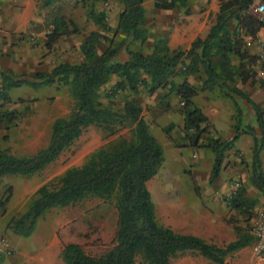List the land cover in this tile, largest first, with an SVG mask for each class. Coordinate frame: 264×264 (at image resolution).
<instances>
[{
    "label": "trees",
    "instance_id": "trees-1",
    "mask_svg": "<svg viewBox=\"0 0 264 264\" xmlns=\"http://www.w3.org/2000/svg\"><path fill=\"white\" fill-rule=\"evenodd\" d=\"M87 2V0H82ZM88 16L98 26L105 28L104 12L95 11L93 4L100 0H89ZM145 0H120L122 8L117 15L115 31L123 33L114 45L112 37L100 31H90L82 40L79 49L83 60L77 63L62 62L49 71H35L30 75L14 74L10 69L0 70V125L13 126L17 118L14 109L5 108L11 102V88L27 86L33 90L65 85L73 100L72 108L66 116L55 117L50 125L47 144L30 155H14L0 149V184L6 175L29 177L42 171L49 163L67 148L85 129L93 125L116 133L126 126L127 132L114 142L102 145L90 153L77 166L65 169L55 178L39 185L25 206L24 212L12 220L13 232L27 237L32 232L37 219L50 208L66 207L86 196L111 198L116 213V227L112 233L89 222L77 218L70 219L55 230L61 245V264H134L139 254L147 264H169V260L186 251H194L209 260L208 264H230L225 256L251 243L247 231L237 230V237L223 246L205 242L198 236L179 233L168 226L160 225L155 219L154 205L146 182L156 173L163 161L161 145L148 131V125L141 116V108L135 99L124 100L120 108L102 104L99 88L112 76L117 80L110 89L111 94L128 90L133 94L142 87L146 93L165 89L155 103V115L171 108L170 98L181 103L182 131L188 144L199 147L201 135L205 131L206 117L194 104L192 98L196 87L186 80L201 69L204 79L201 88L221 83L226 89L234 108V133L231 138H205L204 146L213 154V161L207 178L210 184L217 176L224 157V151L232 147L233 141L241 134L251 136L253 145L249 163L251 185L264 198V173L260 167L259 152L264 146V106L256 105L244 93L229 87L234 76L241 82L250 80L264 86V60L257 54H249L243 45L242 35L254 37L261 27L251 13L252 7L262 0H219L217 13L204 38H195L190 46L170 50L166 37L152 38L150 52L130 49L132 42L142 44L147 33L142 23L145 17ZM189 0H151L154 9L186 7ZM53 0H39V8L48 9L44 14L46 48H50L60 37L75 34L76 24L63 14L51 10ZM187 12V10H185ZM235 21V29L228 27ZM240 31L243 34L240 35ZM102 39L107 47L97 52L96 44ZM125 56L119 59V53ZM234 55L237 64L230 63ZM217 57V61L212 58ZM181 76L179 82L175 76ZM235 94L251 106L257 129L245 125L240 129L241 111ZM17 100H22L17 98ZM204 123V127L201 124ZM167 132V128L163 129ZM7 202L12 186L5 187ZM229 208L248 215L255 206L256 199L247 197L238 186L227 199ZM85 246H109L93 256L84 252Z\"/></svg>",
    "mask_w": 264,
    "mask_h": 264
},
{
    "label": "rangeland",
    "instance_id": "rangeland-1",
    "mask_svg": "<svg viewBox=\"0 0 264 264\" xmlns=\"http://www.w3.org/2000/svg\"><path fill=\"white\" fill-rule=\"evenodd\" d=\"M188 3L195 7L208 8V19L214 21V10L218 9L219 0H189ZM88 4H90L89 0L87 2L82 0H53L51 10L71 19L78 30L75 34L60 37L50 48H46L41 40H36L34 37L33 40H29L27 33L19 35V38L25 40L24 42L29 49H35L34 53L39 61L38 68L31 69L24 75H30L35 71H49L58 63H77L83 60L79 46L90 31H100L102 34L112 37L113 45L123 37V33L115 31L117 15L122 8L120 0L94 2L93 9L104 12L105 28L96 25L90 19L87 13ZM143 6L145 17L142 26L147 33L146 40L142 44L132 42L128 47L148 54L152 38L156 36V28L151 0H145ZM42 10L44 17L48 9L44 8ZM229 22L231 24L235 23L233 20ZM43 34L45 36V31ZM241 34H243V31H240ZM106 47L107 42L102 39L96 44L97 52L103 51ZM124 56L125 53L121 51L118 58L123 59ZM44 60L45 63H43ZM196 74L187 76L186 80L189 77L192 78L194 83L191 84L198 91L200 86L197 85V81L198 79L201 81V79ZM181 79L180 75L174 77L175 82H179ZM116 80L117 77L112 76L98 89L99 100L102 104L118 109L122 106L124 100L133 98L141 108L142 117L154 118L158 116L154 114L156 112L154 106L158 97L166 92L165 89H159L148 94L140 86L136 94L128 90H120L115 94H111L110 89L114 86ZM17 98L22 100L18 101ZM169 102L171 108L168 111L182 116L181 103L178 102L177 98L172 95ZM72 105L73 100L68 93V89L62 84H54L37 90L27 86L15 88L11 92V102L4 107L14 109L17 112V118L10 128L6 129L0 125V149L14 155L33 154L47 144L52 120L58 116H66ZM164 128H167V132L163 130ZM127 129L124 126L117 129L116 133L108 134L105 129L90 125L83 129L81 134L42 171L29 177L6 175L2 178L0 184V235L5 236L10 241L13 254L10 258H0V264H39L38 260L45 258L47 253H49L48 258L51 264H61V246L59 243L52 244L49 237L53 236L55 227L73 218L97 225L110 233L114 231L116 213L112 199L96 196H86L66 207L50 208L37 219L32 232L27 237L13 232L12 220L24 212L27 202L39 185L50 180L55 182V178L65 169L80 165L95 149L114 142L125 134ZM151 130L159 133L156 127H151ZM161 131L162 136L172 144L175 153L165 151L163 161L155 175L148 180L147 187L154 205L157 223L168 226L176 232L185 233L187 229L180 226L179 221L175 218L173 206L176 204H180L181 207L192 206L191 200L194 197H199L197 200H200L204 193L208 191V183L195 178L192 173V169L196 167V164L200 163L199 167L202 168L206 165V162L203 159H198L199 157L195 154L193 147L188 144L183 136L182 125L174 129L173 123H166ZM158 135H161V133ZM182 141H185V146L181 145ZM184 147H188V149ZM7 185L12 186V191L7 202L2 204L6 196L5 187ZM236 188L237 186L233 185L231 192L233 193ZM232 193H229L228 196ZM254 199H256V204L248 215L238 212H236L237 215H230V222L237 223L241 233L249 232L251 224L257 216L262 198L254 197ZM108 248L109 246H85L83 250L89 255L96 256ZM134 264L147 263L137 254L134 257ZM169 264H204V261L196 252L186 251L170 258Z\"/></svg>",
    "mask_w": 264,
    "mask_h": 264
},
{
    "label": "crops",
    "instance_id": "crops-1",
    "mask_svg": "<svg viewBox=\"0 0 264 264\" xmlns=\"http://www.w3.org/2000/svg\"><path fill=\"white\" fill-rule=\"evenodd\" d=\"M153 12L156 35L166 37V45L170 50L187 49L195 38H204L210 25L213 24V21L208 19V8L195 7L189 3L185 8L174 7L166 10L153 8ZM215 12L217 13V9L214 10V15ZM43 22V10L39 8V0H0V70L10 69L14 74H24L31 69L38 68L39 61L34 53L35 49H29L24 42L25 40L19 38V35L31 34L36 40H41V43L44 44L45 36L43 33L45 29ZM227 24L231 31L235 29V23L228 22ZM256 35L263 38L264 28L260 27ZM242 41L245 50L249 54H257V48L249 35H243ZM229 58L232 65L237 64V59L233 54ZM212 60L215 62L218 58L213 57ZM43 63H45V60ZM196 75L200 76L201 79V81L199 79L197 81L200 89H198L192 100L202 114L205 115L206 126L204 123L201 124V126H205V131L198 141L200 146L193 147V150L199 157L198 159H203L206 165L200 168V163L196 164V167L192 169V173L195 178L208 183L207 178L213 161V154L209 148L204 146L205 138L212 137L222 140L231 138L234 133L235 111L230 98L223 93L226 91L221 85L223 81H219L220 86L217 85L218 83H214L209 88L204 89L201 88L204 79L201 69L198 70ZM187 81L194 83V80L190 77L187 78ZM224 83L244 93L256 105L264 106V86L261 87L257 83L251 84L250 80L241 82L236 76H234L232 82L225 81ZM15 88L10 89V97ZM232 97L236 100L241 111L240 129L245 125L257 129L254 113L249 103L235 94ZM142 118L148 125V131L151 134L154 133L152 135L161 145L163 155L166 150L175 153L172 144L162 136L161 128L166 123H173L174 129L177 126L181 127L182 116L168 111L154 118ZM151 127L158 128L161 135L153 132ZM181 145L185 146V141H182ZM252 145L251 136L247 133H241L233 141L232 147L224 151L221 168L212 183H208L209 189L204 193V196L200 200H197L199 197H194L191 200L192 206L181 207L180 204L173 206L175 218L179 221L180 226L187 229L185 233L198 236L205 242L217 246H223L236 239L238 235L236 228L239 230L240 228L237 223H232L229 219L230 215L237 214L235 210L227 206L226 199L228 197L226 196L231 193L233 185L237 183L238 186L243 188L245 196L262 198L249 180ZM184 148L188 149V147ZM259 160L261 170L264 173V146L259 152ZM57 227L54 228L53 236L49 237L52 244L59 243L55 236ZM48 257L49 253L45 258L39 259L38 263L51 264ZM201 259H203L204 264L210 263L202 256ZM225 261L230 264H264V258H259L253 254L251 243L228 253L225 256Z\"/></svg>",
    "mask_w": 264,
    "mask_h": 264
},
{
    "label": "built area",
    "instance_id": "built-area-1",
    "mask_svg": "<svg viewBox=\"0 0 264 264\" xmlns=\"http://www.w3.org/2000/svg\"><path fill=\"white\" fill-rule=\"evenodd\" d=\"M251 13L256 17V20L259 22L261 27L264 28V0L257 2L252 7ZM46 32L47 30H45V33ZM27 37L29 40H33V36L31 34H28ZM250 38L253 40L254 45L257 48V55L264 60V37L262 38L255 35ZM234 186L238 187V184L236 183ZM231 195L232 194H230V196ZM249 233L252 237L251 250L253 254L259 258H264V198H262L260 208L256 218L251 224ZM12 254L13 247L10 241L5 236L0 235V258H7Z\"/></svg>",
    "mask_w": 264,
    "mask_h": 264
}]
</instances>
